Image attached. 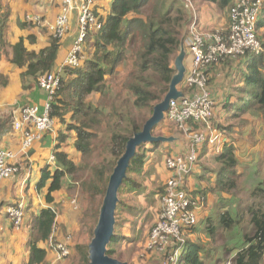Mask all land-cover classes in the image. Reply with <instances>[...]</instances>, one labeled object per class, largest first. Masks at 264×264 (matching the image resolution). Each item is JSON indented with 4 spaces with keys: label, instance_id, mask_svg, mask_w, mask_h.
<instances>
[{
    "label": "trees",
    "instance_id": "16d2710c",
    "mask_svg": "<svg viewBox=\"0 0 264 264\" xmlns=\"http://www.w3.org/2000/svg\"><path fill=\"white\" fill-rule=\"evenodd\" d=\"M208 1L216 3L222 10L232 8L235 4L234 0ZM129 13H134L138 18L129 21L124 27L123 17ZM190 13L183 0H115L107 22L101 19L104 22L103 27L88 33L83 45L84 52L89 51L91 43L97 50L94 56L85 60L81 66L65 68L66 78L61 77L51 112V117L63 124L67 116L71 115L73 124L68 125V129L77 133L75 146L82 154V164L76 165L65 153H56L61 170L53 172L49 168L45 169L39 184L41 190L46 187L48 181H52L47 196L49 204L54 203L53 195L62 190L66 176L82 184V190L92 198L94 206L99 204L98 197L104 198L109 178L124 154L127 142L142 131L143 125L149 119L144 120L147 111L152 114L153 107L161 102L168 92L170 82L176 74L172 64L180 52L184 32L193 18ZM257 28L260 29L258 38L264 47V13ZM51 39L50 46L39 53H31L23 40L14 46L13 63L27 68L24 75L37 81L39 76L54 71L62 42L53 36ZM246 59L251 62L248 67H242ZM129 62L134 65L128 79L122 84V101L117 105V98L111 101L109 97L110 86L107 77L114 76L119 67H126ZM211 68V74L228 71L226 74L231 75V71L235 70L242 74L239 80L248 91L244 95L242 90L239 91L236 100L230 104L228 101L224 105L226 113L230 114L232 119L251 111L253 116L264 115V52L244 58H224ZM209 77L212 85L214 79L210 74ZM94 95H98L99 99L93 100L91 96ZM104 126L109 128L111 136L109 143L102 144L100 153L98 148L94 147V141L99 137L97 131L102 130ZM194 126L199 127V123H194ZM236 151V146L226 143L213 158L219 168L216 172L217 184L212 191H227L230 195L233 194L232 199H237L243 192V186L239 184L241 174L237 169L239 160ZM207 152V147L202 146L201 155H206ZM145 155L146 146L143 144L131 162L120 192L123 188H130V193L138 192L134 175L141 170ZM164 191L162 188L159 197L164 195ZM246 196L250 203L245 199L236 200L235 213L226 211L217 216H210L206 218L203 230L196 226L188 232L192 236L186 242L183 264H205L201 257L203 238L200 237L197 241L192 239L201 232L204 239L209 238L215 246L214 249L207 250V258L221 252L217 258L218 264H227L229 261L231 264H264V182H259ZM17 206L18 204L14 205ZM99 208L100 205L97 206V213ZM119 208H125L122 200L119 202ZM97 219L91 230V240ZM56 221L55 208L49 207L40 212L35 223L33 255L44 257L46 251L39 248V243L52 241ZM117 222L116 220V226L119 224ZM119 243V236L115 233L108 246L107 254L110 257ZM76 252L80 262L77 263L89 262L88 243L76 246Z\"/></svg>",
    "mask_w": 264,
    "mask_h": 264
},
{
    "label": "crops",
    "instance_id": "0c3cea01",
    "mask_svg": "<svg viewBox=\"0 0 264 264\" xmlns=\"http://www.w3.org/2000/svg\"><path fill=\"white\" fill-rule=\"evenodd\" d=\"M203 1L206 4H209V7L212 10L216 9V13L207 14V7L203 6L200 9V12L198 11L201 27L203 29H211L216 27L218 23H220L218 25L228 27L230 23V17H228L229 10H222L216 3L209 2L208 0ZM114 2L115 0H96L95 2L93 7L94 13L105 23L107 22V18L112 14ZM59 14V4L56 2V0H0V29L3 28L2 26H4L0 33V128L3 131L2 137L0 138V148L14 152L17 155V158L16 160L12 161V163L21 167V172L19 174H16L10 179L0 182V264H27L15 259L18 250L19 237L25 230H27L29 233V230L33 226L32 223L36 222V219L42 210L53 206V208L56 209L55 211L57 216H63V219H65L66 216H69V214H71V216H77V211L71 208L72 196L69 188H73L74 186L78 185V183L74 182L72 178L69 176L65 177L62 190L60 192H56L53 195L54 203L52 204L47 202L48 190L52 181H48L44 189H39V184L42 180L43 171L45 169L49 168L53 172L56 170H61L56 160V153H65L69 160L78 166L81 165L80 163L82 162V154L78 152L75 146L77 133L73 129H68V125L73 124L71 115L67 116L66 122L64 124L55 119L54 128L49 132L50 135L45 136V134L40 141L34 144L32 150L29 153V158L28 155L24 156L20 154L22 135L13 129V120L11 117L12 111H14V116L15 112L17 111V116L19 115L18 111L29 106L37 105L40 109H43L46 102V94L40 89L37 81L34 78H29L27 75H24L27 71V68H21L13 63L14 46L22 40L31 53H39L41 50L50 46L52 41V36L48 29L29 23L27 21V16H39L44 21L52 23ZM135 18H138V16L134 13H129L128 15L124 16V27L129 21ZM219 19H221V22ZM189 26L184 32L182 43L188 37ZM78 35V17L77 14H73L70 22V32L59 47L57 59L53 68L54 71L60 74V77L63 76L66 78L64 68L65 60L72 50ZM9 48L11 51H9ZM88 49L89 51L86 49L87 51L84 52V60L82 64L85 60L91 59L97 50L93 43L90 44ZM186 60H189L188 65H186ZM244 62L246 64L243 63L242 67H245L246 65L248 67L251 60L246 59ZM172 65L175 68V63ZM190 65L191 58L186 56V68L189 69ZM233 65L235 68L237 67L236 64ZM123 68L124 66L120 67V72L123 70ZM117 71L116 74L118 73ZM236 71L237 70L231 71V75L226 74L228 71H219L213 80L211 86V94L215 102V108L213 112L215 113V117L213 118H215V124L223 130L222 131L219 129L225 135L223 140H226L228 143H232L235 146L237 143L236 156L239 160V164L237 165L238 172L241 174V166L243 164L250 165L251 170L255 172H261L263 167L260 165L259 168H254V166L251 164V161H255L256 163L264 161V145L262 146L264 142V115L260 114L253 116L254 114L251 111L242 115V117L232 119L230 114L226 113L224 108L226 102L228 103L230 94L225 88L221 78L226 76H236ZM109 77L110 76L107 77L108 82ZM112 77L113 76H111V78ZM217 77L220 79L216 80ZM237 84L238 85L234 89H240L241 85H243L241 82ZM223 93H225V95H222ZM234 93H236V90H234ZM91 97L93 100L95 98L97 100L99 99L98 95ZM216 116H218V122L216 121ZM225 121L237 122V124L230 123L226 127L223 125ZM160 125L157 126V129L160 127ZM105 128L106 126H104L102 130L104 131ZM242 131L244 133L248 132L252 136H255L252 144H248L247 147L240 137L243 136ZM258 141H260V143H258ZM204 147H207L208 152L212 151L211 147ZM163 148L164 146L161 147L162 153L165 152V149ZM153 152L154 151H151L150 153L146 152L145 158L143 159L144 164L141 166V170L139 173L134 175L138 183V193L141 194H146V190H149L148 184L145 183L148 177L147 174L149 175V173L146 172V169L152 173V166L146 161V159L150 157L155 158V155L152 154ZM177 154L179 153L170 155ZM210 157L213 156L209 155L201 160L200 163L196 164L195 171L191 175L192 180L191 178L189 179L187 177L186 183L188 182V184L185 183L184 185L185 191L190 196L191 193H193L196 197L203 194H206L207 196V202L205 206H203L199 211L200 222L206 220V218H209L210 216H217L219 213L222 214V212L232 211V213H235L237 208L236 200L238 199H232L233 194L230 195L227 191L221 190L212 191V189L215 188L218 179L216 176V168H207L210 166L208 164ZM52 158L54 159L53 164L51 163ZM162 169L165 171V180H169L171 172L166 168L165 162L162 164ZM157 190L158 187L156 188L155 193H157ZM156 199L160 206L159 194L152 198L150 202ZM209 201L210 204H208ZM15 204H22L24 206L25 220L21 228L14 227V224L8 214V210L14 207ZM210 205H212L211 208ZM56 206H58V208ZM126 206V209L128 208L130 212L133 211V202L131 204H126ZM159 206L158 209L155 210V214L156 211L159 210ZM141 208L145 210L144 207ZM141 208L139 210L144 212ZM60 210L61 214L59 213ZM212 213H216V215H212ZM149 214L150 213H144L141 215L144 222H146L145 220ZM122 216H124V214ZM128 216H131V214L129 213ZM64 224L70 229L71 222H66ZM143 224L139 226L138 220L137 225L139 228H132L131 226L129 228V231L131 232L129 235L135 236L137 234L138 238L141 234V231L143 232L145 227ZM199 236L202 237L203 232H201ZM195 237L196 235H194L192 239ZM134 238H136V236ZM203 242L204 246L201 251L204 252L205 255L201 254V257L203 258L205 264H209L211 261L215 264H218L217 258L220 256L221 252H218L217 254L214 253L209 258H207V250L212 249V241L207 238L203 239ZM40 247L44 248L45 246L43 243H40ZM114 252L116 253H114L115 258L120 256V251L119 253L116 251Z\"/></svg>",
    "mask_w": 264,
    "mask_h": 264
},
{
    "label": "built area",
    "instance_id": "2783aa9c",
    "mask_svg": "<svg viewBox=\"0 0 264 264\" xmlns=\"http://www.w3.org/2000/svg\"><path fill=\"white\" fill-rule=\"evenodd\" d=\"M186 8L193 15L187 39L184 41L186 55L191 58L183 82V97L171 100L165 117L172 123L182 127L188 122H201L212 117L215 102L209 90V72L213 64L224 58L257 56L264 52L258 38L257 25L264 13V0H239L230 11L228 29H203L197 10L191 0H183ZM96 0H57L61 13L55 25L50 26L56 39L60 42L69 31V21L76 13L79 24L78 38L68 54L64 68L79 67L84 60V42L89 32L101 29L104 22L94 13ZM41 17L33 18L40 22ZM44 25H48L44 21ZM61 77L56 71L43 74L37 78V84L46 94L43 109L37 105L22 109L15 116L13 128L22 134L20 154L26 156L33 145L42 136L53 130L55 119L51 117L52 105L60 87ZM187 130V128L185 129ZM0 128V138L2 137ZM219 130L210 134H195V144L183 155L167 158L166 168L171 176L166 183L164 195L160 200L159 218L151 232L149 249L156 250L163 256L162 264H183L186 248L185 234L200 223L199 211L202 203L190 197L184 189L185 180L195 171L197 164V147L207 146L219 153L225 140ZM222 150V149H221ZM17 155L0 148V182L10 179L21 172L19 165H14ZM51 163H54L52 158ZM9 217L17 228H21L25 220L22 204L8 210ZM58 260L70 255L68 245H58ZM231 264V263H229Z\"/></svg>",
    "mask_w": 264,
    "mask_h": 264
},
{
    "label": "rangeland",
    "instance_id": "374dc122",
    "mask_svg": "<svg viewBox=\"0 0 264 264\" xmlns=\"http://www.w3.org/2000/svg\"><path fill=\"white\" fill-rule=\"evenodd\" d=\"M191 1L197 10V14H198V11L200 12V9L203 6L207 7V10H206L207 14H209V13L215 14L216 13V9L212 10L209 7V4H206L203 0H191ZM238 1L239 0H234V3L236 4ZM56 2H57V0H56ZM235 4H234V6H235ZM232 8L231 7L228 8V10H229L228 17H230V11ZM59 9H60V6H59ZM60 13H61V9H60ZM74 14H76V13H74ZM72 15H71V17H72ZM36 17H39V16H27V21L31 24L36 25V26H41L43 28L48 29L51 36L54 37L53 32L50 29V26L55 25L57 18L52 23L46 21V23L48 25L45 26L43 19H40V22L32 20L33 18H36ZM71 17H70V21H69L68 34L70 32ZM219 21L221 22V19H219ZM218 24H220V23H218ZM218 24L216 27L211 28V29L213 31H215V30H223L226 28V27H223L222 25H218ZM259 30L260 29L257 28L258 34H259ZM67 35L64 37V39L67 37ZM9 51H11L10 48H9ZM179 54H180V52H179ZM179 54H177V56ZM188 64H189V60H186V65H188ZM133 65H134L133 62H129L126 65V67L123 68V70L121 72H120V67H119L118 71H117L118 73L115 74L112 78H111V76L109 77V86H110V96L109 97H110L111 101H113L117 98L116 102H115V104H117V105H120V103L122 101V98H120V91L123 90L121 84H123L128 79ZM210 75H211V78L215 79L216 74L210 73ZM241 76H242V74L236 73V76H230V77L226 76V77L221 78V80L224 83L225 88L229 91V94L231 95L230 98L228 99L229 104L231 102H233V100H236V98L238 97V95L240 93L239 91L242 90V95H244L248 91V89L245 88L244 85H241L240 89H234L238 85L237 83L240 82L239 78L241 79L242 78ZM218 79H220V78L217 77L216 80H218ZM209 84H210V82H209ZM211 86L212 85L210 84V89H211ZM183 88H185V87L183 85H181L180 89H183ZM234 90H236V93H234ZM210 91L212 92V89ZM222 95H225V93H223ZM110 106L107 108L108 112L110 110ZM20 111H18V114L20 113ZM16 113H17V111L15 112V116H16ZM214 115H215V113H213V115L210 119L198 122L199 127L194 126L195 122H188L187 125L183 124L182 127H180V126L172 123L169 119H167L165 117L164 120L162 121L161 125L159 124L160 127L158 129L157 128L155 129V131H154L155 136H163L166 138H172L173 140L169 141V142L159 143V145H157V144L156 145L145 144L146 152L150 153L151 151H154L152 154L155 155V158L150 157V158L146 159V161L149 162V164H151V166H152L151 167L152 173L150 171H148V169H146V172L149 173V175L147 174L148 177H147V180L145 181V183H147L148 187H149V190H146V194H141L138 192L130 193V188L129 189L123 188V190L121 192H119V199L125 203V208H126V204H131L132 202H133L134 207L132 209L133 211H131V212L129 211L128 208L127 209H125V208L120 209L119 208L117 211L116 220L119 222V224L116 226L115 232H117V234L119 236L120 243L115 247V251L117 253H119V251H120V256L116 257V259H118L122 262L129 263V264H162L163 263L164 259H163L162 254H160L156 250L149 249L150 235H151L152 230L156 226L158 218H159V210L156 211V214H155V210L158 209L159 202L157 201V199L152 201V202H150V200L152 198L156 197L157 194H159L161 192L162 188L165 189L166 183L168 181V180H165V171L162 169V164H163V162H165L167 160V158L186 154L192 148V146L195 144V134H207V133L210 134L211 132L220 129V127H218V125L215 124L216 122H214V119H215V118H213V117H215ZM15 116H14V111H12L11 117H12L13 123L16 119ZM151 116H152V114L148 110L146 115H145L144 120H146L147 118H150ZM217 120H218V116H216V121ZM230 123L237 124V122L225 121L223 125H225L227 127L228 124H230ZM186 128H187V130H185ZM97 132H99L98 133L99 137H97L95 139L96 141H94L95 142L94 147L98 148L99 152L101 153V146L104 142L105 143L110 142L109 138L111 136V133H110L108 127H106L104 131L99 130ZM17 133H19L20 135L22 134L21 132H17ZM45 134H44L45 136L50 135L49 132H47ZM240 137L242 138L243 143L245 144L246 147L248 144H252L253 139L255 138V136H252L248 132H245V133L243 132V136H240ZM40 140H38V141H40ZM226 143H228V142H226ZM258 143H260V141H258ZM207 145H208V143L206 144V146ZM232 145L235 146L234 144H232ZM263 145H264V142H263L262 146ZM162 146H164L163 149H165V152H163V153L161 150ZM236 147H237V143H236ZM32 148L30 149V151L32 150ZM196 149H197V160H198L197 162L199 163L205 157L211 155L213 157H210L209 162H208V164L210 166L207 168L208 169L216 168V172H217L219 167L215 163V161L213 163V158L215 157L214 155L219 154L220 152L217 153L214 151L213 148H211L212 151L207 152L206 155H201V147L196 146ZM221 149L219 148L218 150L221 151ZM30 151L27 154L28 158H29ZM174 153H179V154L170 155V154H174ZM165 158H166V160H165ZM96 163H97V161H96ZM80 164H82V162ZM251 164L254 166V168H259L260 165L263 168H262L261 172H255V171L251 170L250 165H244L243 164L241 166V178H240L239 184H240V186H243V192H242V194L237 196V199L238 200L245 199L247 203L249 201L247 200L248 197L246 196V194H249L251 192V190L253 189V187H255L257 184H259V182H264V161L258 162V163H256L255 161H251ZM191 175H190V177L188 176L189 179L192 177ZM216 176H217V174H216ZM74 179H75V177H74ZM75 180H73V181L75 182ZM186 180H185V183H186ZM191 180H192V178H191ZM77 183H78V185L74 186L73 188H69L71 191V196H72L71 197L72 198V203H71L72 207L71 208H73L75 211H77V216H71V214H69V216H66L65 219H63V216H57L58 222L56 221L55 232H54L52 241L49 243H43V245L45 246L44 248H41L40 243H39V248L44 249L46 251L44 257H41V256L38 257L39 256L38 254H36V255L32 254V248L34 245L33 242H34L35 235H36L35 225H34V227L32 226V228L29 230V233L27 230H25L21 234V236L19 237L18 250H17V254L15 256V259L17 261H22L23 263H27V264H79L80 263L79 259H78L77 252H76V246L85 245L87 243L90 244V242H91V230L95 224L97 217L99 219L98 215L100 213V209L102 207L104 198L98 197L97 203H99V204L94 206L92 198L90 196H88L82 190V187H81L82 184L80 182H77ZM186 184H188V182ZM193 185H194V182H193ZM157 187H158V190H157V193H155ZM244 188H246V189H244ZM142 191H139V192H142ZM162 196H160V200H161ZM190 197L194 198L195 200H199L202 203V207L205 206V204L207 202L206 194H203L201 196L196 197V196H194L193 193H191ZM208 204H210V201L208 202ZM208 204H207V206H208ZM99 205H100V208L98 209V213H97V206H99ZM211 206L212 205H210V208H211ZM51 207H53V206H51ZM56 207L58 208V206H56ZM141 207H144L145 210H143ZM140 208L144 212L139 210ZM61 210L59 212L60 214H61ZM129 213L131 214V216H128ZM144 213L145 214L150 213L148 215L147 219L145 220L146 222H144L143 217H141V215ZM123 214H124V216H122ZM212 215H216V213H212ZM61 218H62V221H61ZM98 219H97V222H98ZM138 220H139V226H141V224H143V222H144L143 226H145V227L143 229V232L141 231L140 236L137 238V234H136L135 235L136 238H134L135 237L134 235H129L131 233L129 231V228L132 226V228L137 227V229H138L139 228L137 225ZM66 222H71L70 229L68 228V226H65L64 223H66ZM133 222H134V224H133ZM204 222H205V220L200 222L196 228L203 229L204 228ZM32 225H33V223H32ZM199 235L200 234H197L193 240L197 241L201 237ZM126 236H128V237H126ZM129 236H131V237H129ZM191 236L192 235L189 233L185 234L186 242H187V240H189L188 238H190ZM202 238L204 239L203 236H202ZM65 243L70 248V255L65 259L58 260V256H59L58 255V245L59 244H65ZM208 245H210V244H208ZM211 245L213 248L214 243H211ZM30 251H31V254H30ZM115 254H113V256H112L113 258H115ZM201 254L205 255L204 252H201ZM77 262H79V263H77ZM181 262L183 263V260H181ZM229 263H231V261L227 262V264H229ZM209 264H215V263L211 261ZM222 264H224V263H222Z\"/></svg>",
    "mask_w": 264,
    "mask_h": 264
},
{
    "label": "water",
    "instance_id": "95a60500",
    "mask_svg": "<svg viewBox=\"0 0 264 264\" xmlns=\"http://www.w3.org/2000/svg\"><path fill=\"white\" fill-rule=\"evenodd\" d=\"M185 59L186 51L184 44H181L180 54L175 60L176 74L170 82L167 94L161 102L153 107L152 116L145 122L142 131L129 139L124 154L118 160L109 178L94 236L89 244V262L87 264H129L107 254L108 246L116 230V214L120 202L119 192L127 178L131 162L136 157L138 148L141 145L159 144L173 140L172 138L155 136L154 131L164 120L171 100L183 97V92L179 90V86L183 82L187 70Z\"/></svg>",
    "mask_w": 264,
    "mask_h": 264
},
{
    "label": "clouds",
    "instance_id": "9594fccd",
    "mask_svg": "<svg viewBox=\"0 0 264 264\" xmlns=\"http://www.w3.org/2000/svg\"><path fill=\"white\" fill-rule=\"evenodd\" d=\"M192 16H193V15H192ZM191 21H192V20H191ZM200 26H201V25H200ZM189 27H190V26H189ZM188 33H189V32H188ZM182 44H184V42H183ZM180 48H181V46H180ZM186 56H187V55H186ZM186 71H187V70H186ZM181 84H182V83H181ZM181 84H180V86H181ZM180 86H179V87H180ZM218 130H219V129H218ZM219 131H220V130H219ZM220 132H221L222 134H224L222 131H220ZM225 142H226V140H225ZM35 223H36V222H33V227H34Z\"/></svg>",
    "mask_w": 264,
    "mask_h": 264
}]
</instances>
